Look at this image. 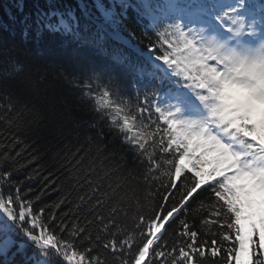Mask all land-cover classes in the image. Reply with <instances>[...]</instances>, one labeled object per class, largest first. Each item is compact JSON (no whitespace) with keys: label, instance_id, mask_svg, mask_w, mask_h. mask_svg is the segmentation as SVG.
Returning <instances> with one entry per match:
<instances>
[{"label":"trees","instance_id":"16d2710c","mask_svg":"<svg viewBox=\"0 0 264 264\" xmlns=\"http://www.w3.org/2000/svg\"><path fill=\"white\" fill-rule=\"evenodd\" d=\"M263 2L253 0L254 9L264 12ZM150 4L161 14L157 24L142 0H0V198L16 202L18 196L30 204L48 230L93 264H134L147 239L141 218L178 206L193 183L186 171L171 188L167 173L173 165L167 161L175 163L178 156L156 149L154 168L121 142L84 95L108 90L132 113L144 107L146 95L164 106L189 101L177 79L147 53L150 47L156 54L164 50L158 35L180 22L178 14L168 0ZM205 4L212 0L180 3L187 14ZM187 20L185 29L191 27ZM142 118L147 122L148 115ZM218 208L211 185L199 189L158 234L149 250L152 264H184L178 249L191 239L183 235L182 221L197 232L196 246L205 249L204 257L196 254V264H227L235 236L221 226L231 217L214 215ZM15 228L0 215V264H65L51 254L45 260ZM225 233L233 240L224 241ZM6 240L12 243L5 245ZM213 240L221 249L215 258ZM155 250L165 256L153 258Z\"/></svg>","mask_w":264,"mask_h":264},{"label":"snow or ice","instance_id":"6c2138e0","mask_svg":"<svg viewBox=\"0 0 264 264\" xmlns=\"http://www.w3.org/2000/svg\"><path fill=\"white\" fill-rule=\"evenodd\" d=\"M168 2L175 4L178 0ZM217 6L220 0L213 5ZM145 7L150 10V0H145ZM245 7L246 0H233L221 14L212 16L219 29L229 36L205 34L194 27L185 29L177 22L159 33V47L164 49L160 54H156L154 47L149 48V55L180 83L181 94L196 103L198 114L190 112L181 99L164 106L155 96V102L150 103L146 95L144 107L132 113L123 102L113 99L108 90L96 95L90 90L84 93L94 101L95 110L108 118L110 129H115L121 142L128 144L136 155L147 157L154 168L159 167L152 158L156 149L178 156L175 163L172 159L167 161L173 165V171L167 173L171 188H176V181L186 171L193 177L192 186L178 206L147 221L141 218L147 239L135 255L134 264H145L146 260L152 264L149 250L159 242L158 234L199 189L208 185L219 204L214 215L231 217L221 225L233 230L235 236L236 246L227 249V264H264V252L259 251L264 250V22L253 19L246 27L242 15ZM194 11L205 12L202 8ZM65 30H70L67 25ZM245 36L259 37V42L252 45L238 39ZM123 59L119 58L120 62ZM84 87L90 89L87 83ZM144 114L148 115L147 122L142 118ZM14 207L19 211H14ZM0 215L14 222L45 260L51 254L65 264H93L71 242L48 230L41 218L32 213L30 204L20 203L18 196L16 202L11 197L0 198ZM26 222L28 227H24ZM182 224L183 235L189 236L191 243L186 248L179 247V258L184 264H196V254L204 257L205 249L196 246L197 232H189L188 225L183 221ZM222 239L232 241L233 236L225 233ZM216 243L213 240L210 248L213 258L221 251ZM110 246L116 249L114 242ZM164 256L163 250L153 252V258Z\"/></svg>","mask_w":264,"mask_h":264},{"label":"rangeland","instance_id":"374dc122","mask_svg":"<svg viewBox=\"0 0 264 264\" xmlns=\"http://www.w3.org/2000/svg\"><path fill=\"white\" fill-rule=\"evenodd\" d=\"M198 31L207 34V33H206V30H205L204 28H201V29L198 30ZM189 106H190V105H189ZM193 107L197 108V106H195V105H194ZM193 107H192V106H191V107H188V110H189L190 112L194 113V114H198L199 111H198V110H195ZM15 230H17V228H15Z\"/></svg>","mask_w":264,"mask_h":264}]
</instances>
